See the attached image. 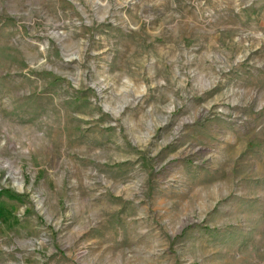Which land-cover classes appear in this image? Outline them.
Wrapping results in <instances>:
<instances>
[{
    "label": "rangeland",
    "instance_id": "obj_1",
    "mask_svg": "<svg viewBox=\"0 0 264 264\" xmlns=\"http://www.w3.org/2000/svg\"><path fill=\"white\" fill-rule=\"evenodd\" d=\"M0 264H264V0H0Z\"/></svg>",
    "mask_w": 264,
    "mask_h": 264
}]
</instances>
